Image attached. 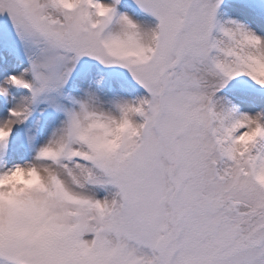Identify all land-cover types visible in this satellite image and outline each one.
Masks as SVG:
<instances>
[{
	"label": "snow or ice",
	"instance_id": "snow-or-ice-1",
	"mask_svg": "<svg viewBox=\"0 0 264 264\" xmlns=\"http://www.w3.org/2000/svg\"><path fill=\"white\" fill-rule=\"evenodd\" d=\"M0 264H264V0H0Z\"/></svg>",
	"mask_w": 264,
	"mask_h": 264
}]
</instances>
